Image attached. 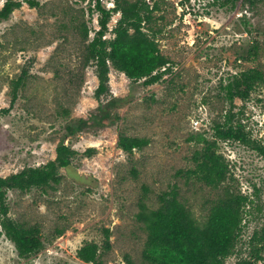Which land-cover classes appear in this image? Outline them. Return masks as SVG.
<instances>
[{"label": "rangeland", "instance_id": "1", "mask_svg": "<svg viewBox=\"0 0 264 264\" xmlns=\"http://www.w3.org/2000/svg\"><path fill=\"white\" fill-rule=\"evenodd\" d=\"M10 19L0 20V176L54 160L57 146L75 150L72 176L27 192L8 191L9 216L38 226L44 245L23 259L5 235L0 216V264H92L78 250L87 242L101 246L104 264H145L147 232L137 220L143 186L148 203L177 186L180 199L201 225L227 191L250 197L243 208L242 233L227 264H264V82L234 105L225 86L249 69L264 71V0H145L157 6L146 25L161 52L171 60L164 79L146 86L131 82L111 66V92L125 102L115 110L121 120L108 128L80 130V120L98 111L99 80L87 61L82 27L99 29L94 0H34ZM114 8L115 0H102ZM134 1V0H133ZM5 0H0V8ZM114 13L107 38L120 19ZM30 71L12 106V82ZM241 139L216 137L229 119ZM77 132L71 134L68 127ZM121 133L151 143L132 156L118 147ZM217 140L228 165V179L212 187L189 173L205 143ZM95 150L89 156L88 150ZM182 171L179 173V171ZM112 231L111 250L104 248ZM259 240L251 243L254 232Z\"/></svg>", "mask_w": 264, "mask_h": 264}, {"label": "trees", "instance_id": "2", "mask_svg": "<svg viewBox=\"0 0 264 264\" xmlns=\"http://www.w3.org/2000/svg\"><path fill=\"white\" fill-rule=\"evenodd\" d=\"M96 1L99 12V29L94 30L91 38L90 29L82 27L83 38L88 42L87 61L95 67L99 84L95 98L99 102L98 111L88 119H81L80 130L85 128H108L116 125L121 116L117 110L125 98H119L111 92V66L124 73L131 82L143 80L144 85L151 86L161 82L169 71L171 60L160 49L157 39L148 32L146 25L153 20L157 6H151L145 0H115V7L106 9L102 0ZM223 1V2H222ZM230 0H215L224 5ZM27 3L30 7L38 6L34 0H5L0 8V20L10 19L13 13ZM114 13H120L114 37L107 38L109 24ZM30 71L24 68L12 82V106L18 100L19 90L26 84ZM264 82V71L253 68L236 76L226 86L227 96L232 105L237 97L247 100L255 87ZM230 118L224 125L216 126L218 139H241ZM71 134L77 130L68 127ZM205 143L203 150L194 154L196 167L189 173L212 187H220L228 179V165L218 153L217 140L210 141L201 137ZM151 143L147 137L130 136L121 133L118 147L130 156L137 150H143ZM95 150L89 149V156ZM75 150L63 141L57 146L54 160L38 167H26L18 173L7 177L0 176V216L5 235L15 244L19 256L23 259L33 257L43 248L44 240L38 226H24L9 216L8 191L27 192L33 188H43L62 181L61 169L72 176ZM182 171L180 170L179 173ZM143 197L139 202L137 220L147 232V241L143 251L145 264H227L226 260L237 250L242 233L243 208L250 197L227 191L211 209L208 220L201 225L192 211L180 199V192L175 185L159 195L160 206H149V188L143 186ZM104 248L111 250L112 231L105 229ZM259 240V232H254L251 243ZM85 263L104 264L101 258V246L96 242H87L77 253ZM128 264H134L127 258ZM239 264H250L248 261Z\"/></svg>", "mask_w": 264, "mask_h": 264}, {"label": "water", "instance_id": "3", "mask_svg": "<svg viewBox=\"0 0 264 264\" xmlns=\"http://www.w3.org/2000/svg\"><path fill=\"white\" fill-rule=\"evenodd\" d=\"M102 2H103V1H102ZM103 5H104V7H105L106 9L110 10L109 6L106 5V4H104V2H103Z\"/></svg>", "mask_w": 264, "mask_h": 264}]
</instances>
